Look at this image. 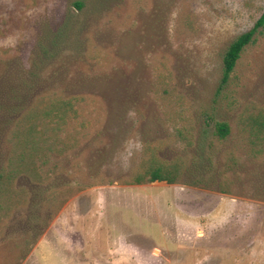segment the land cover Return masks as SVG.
Masks as SVG:
<instances>
[{
	"label": "rangeland",
	"instance_id": "374dc122",
	"mask_svg": "<svg viewBox=\"0 0 264 264\" xmlns=\"http://www.w3.org/2000/svg\"><path fill=\"white\" fill-rule=\"evenodd\" d=\"M263 14L264 0H0V166L38 93L76 97L87 134L32 186L37 242L18 249L27 205L3 228L0 264H264V155L246 125L264 107V34L222 82L229 45ZM153 155L183 160L181 181L134 183ZM71 185L58 210L41 198Z\"/></svg>",
	"mask_w": 264,
	"mask_h": 264
},
{
	"label": "trees",
	"instance_id": "16d2710c",
	"mask_svg": "<svg viewBox=\"0 0 264 264\" xmlns=\"http://www.w3.org/2000/svg\"><path fill=\"white\" fill-rule=\"evenodd\" d=\"M76 6L83 9L85 3L76 1ZM264 34V14L250 30L241 33L229 45L223 64L222 82L228 83L248 46L255 43L258 35ZM78 99L59 91L36 94L31 101L20 107L13 120L6 138V153L0 166V237L8 220L25 206L29 212L21 252L27 253L39 239L43 217L34 211L41 206L34 196L32 186L44 187L51 183L62 169L61 161L70 152L78 149L87 138L84 124L76 125L79 116ZM77 121V122H76ZM247 132L256 138L252 140V153L264 155V107L257 108L247 118ZM231 133L227 121L216 122V136L226 140ZM186 164L183 160L165 162L156 156H150L133 182L145 184L154 181L178 183L184 176ZM31 184V185H30ZM81 189V187H79ZM74 185L65 190H47V203L58 200L53 205L58 209L66 202L62 195L75 192ZM43 201H41L42 203ZM45 203V202H44ZM21 243V242H20ZM22 244V243H21Z\"/></svg>",
	"mask_w": 264,
	"mask_h": 264
}]
</instances>
